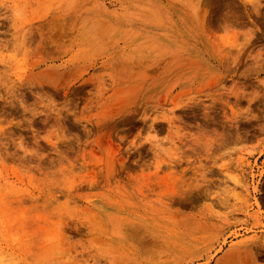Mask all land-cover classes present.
<instances>
[{
  "label": "rangeland",
  "instance_id": "374dc122",
  "mask_svg": "<svg viewBox=\"0 0 264 264\" xmlns=\"http://www.w3.org/2000/svg\"><path fill=\"white\" fill-rule=\"evenodd\" d=\"M259 238L264 0H0V264Z\"/></svg>",
  "mask_w": 264,
  "mask_h": 264
},
{
  "label": "bare ground",
  "instance_id": "6f19581e",
  "mask_svg": "<svg viewBox=\"0 0 264 264\" xmlns=\"http://www.w3.org/2000/svg\"><path fill=\"white\" fill-rule=\"evenodd\" d=\"M168 65H169V63L167 65H163V66L159 67L157 70V73L158 74L163 73L164 75H166V68L168 67ZM251 240H253V239H251ZM224 241L225 240H223L222 242H224ZM246 241H248V240L242 241V243L245 245V247H242L239 251L234 252L233 255L227 256L225 258L223 257L222 259L220 258V260L218 262L216 261L217 264H264V239L259 238V239H256V240H253L250 242H246ZM210 259H212V258H210ZM212 263H214V262H212Z\"/></svg>",
  "mask_w": 264,
  "mask_h": 264
}]
</instances>
